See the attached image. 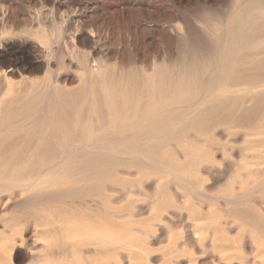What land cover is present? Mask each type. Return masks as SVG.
Listing matches in <instances>:
<instances>
[{
  "label": "rangeland",
  "instance_id": "rangeland-1",
  "mask_svg": "<svg viewBox=\"0 0 264 264\" xmlns=\"http://www.w3.org/2000/svg\"><path fill=\"white\" fill-rule=\"evenodd\" d=\"M103 1L91 0L90 10L83 14L80 35L90 44L73 54L74 23L65 27L64 37H57L61 19L71 12L62 14L42 0H0V51H6L5 45L35 42L31 31L45 15L50 19L45 25L53 31L49 64L57 67L49 74L43 57L38 70L24 73V79L18 73L12 77L8 72L12 57L0 56V116L20 105V98L44 80L54 83V89L41 90L42 100L30 116L15 121L0 139L22 135L34 124L41 126V135L54 127L60 139L73 137L43 169L42 175L57 171L46 187L32 191L0 180V264H264V65L249 69L258 80L252 91H242L249 87L242 80H231L230 92L235 95L220 105L212 101L219 93V76L200 72L204 59L215 66L224 46L231 43L233 30L241 32L235 42L249 41L252 46L245 50L264 60V0ZM83 62L91 68L101 65L99 75L95 77L89 67L80 72L74 68V63ZM191 69L197 70L195 81L177 79ZM5 73L14 84L21 81L9 92ZM177 82L182 88L194 84V91L160 109L172 120L153 137L119 140L113 130L102 129V134L108 131L107 139L96 132L87 141L78 140L81 128L91 133L108 120L110 106L98 98L103 89L116 95V103L140 98L144 104ZM33 138L30 133L24 144ZM101 188L106 192L99 197L96 192ZM49 213L106 225L108 243L82 242L78 237L70 241L65 232L46 234Z\"/></svg>",
  "mask_w": 264,
  "mask_h": 264
},
{
  "label": "bare ground",
  "instance_id": "bare-ground-1",
  "mask_svg": "<svg viewBox=\"0 0 264 264\" xmlns=\"http://www.w3.org/2000/svg\"><path fill=\"white\" fill-rule=\"evenodd\" d=\"M43 3L47 6L53 7L55 10H57L60 13H68L71 12V15H66L64 16V19H61L62 25L60 27L59 25V31L57 32V37L60 39L63 34H65L66 28L70 23H74L75 26V33L73 35V46L71 52L73 54H77L79 52H83L84 48L90 44V40L87 36L84 34L80 35L83 30V19L82 16L83 14L88 11L90 8L91 0H42ZM96 1V0H95ZM103 1V0H102ZM108 1V0H107ZM110 1V0H109ZM137 1V0H136ZM234 1V0H233ZM4 2V1H3ZM2 2V3H3ZM25 2V0H24ZM29 2V1H28ZM37 3V1H35ZM34 2V3H35ZM104 2V1H103ZM1 3V2H0ZM1 3V4H2ZM6 3V2H4ZM12 3V0H11ZM10 3V4H11ZM14 3V2H13ZM96 3V2H95ZM102 3V2H101ZM100 3V5H101ZM107 3V2H106ZM16 4V2L14 3ZM103 4V3H102ZM18 5V4H16ZM38 5V4H37ZM104 5V4H103ZM12 6V5H10ZM34 6V4H32ZM97 6V5H96ZM95 6V7H96ZM105 6V5H104ZM133 6V5H131ZM19 7V6H18ZM100 7V6H99ZM26 8V7H25ZM93 8V7H92ZM103 8V7H101ZM233 8V7H232ZM53 9V10H54ZM106 9V8H105ZM27 10V9H25ZM90 10V9H89ZM36 11V9H35ZM34 11V12H35ZM45 11V10H44ZM229 11V10H228ZM38 12V11H37ZM6 13V12H5ZM101 13V12H100ZM34 14V13H33ZM36 14V13H35ZM57 14V13H56ZM264 14V12H263ZM6 15V14H4ZM24 15V14H23ZM44 15V14H43ZM89 15V14H88ZM19 16V15H18ZM25 16V15H24ZM33 16V15H32ZM36 16V15H35ZM4 17V16H3ZM21 17V16H20ZM54 17V16H53ZM63 17V16H62ZM91 17V16H90ZM60 18V17H59ZM88 18V17H87ZM20 19V18H19ZM34 19V18H33ZM32 19V20H33ZM42 19L44 20L42 24H40L37 29H33L31 31V34L36 37V41L32 42L28 45H5V50L9 51L10 54H7L6 51H0V56L2 57H9L11 56L12 59L11 61L13 62L12 65L10 66L8 72L10 75L15 73H18L23 79H24V73L26 72H31L32 70H38L41 68L43 64V57H46L47 59V64H46V71L49 72L53 66L49 64V49H51V40L53 36L49 37V34H53L50 32L52 27L48 29L49 25L46 26V22L50 21V19L47 16H42ZM226 19V17H225ZM224 19V20H225ZM4 20V19H3ZM29 20V17H28ZM210 20V19H209ZM211 21V20H210ZM3 21H1L2 24ZM8 22V21H7ZM22 22V21H21ZM28 22V21H27ZM34 22V21H33ZM58 22V21H57ZM60 22V21H59ZM58 22V24H59ZM53 23V22H52ZM208 23V21H207ZM26 24V23H25ZM33 24V23H32ZM31 24V26H32ZM49 24V22H48ZM249 23H246L247 25ZM35 25V24H34ZM55 25V24H54ZM23 26V25H22ZM95 26V25H94ZM102 26V25H101ZM211 26V25H210ZM30 27V26H29ZM99 27V26H98ZM26 28V27H25ZM36 28V27H35ZM99 29V28H98ZM6 30V29H5ZM27 30V29H26ZM103 30V29H102ZM4 31V30H3ZM9 31V29H8ZM89 31V30H88ZM106 31V30H105ZM223 31V30H222ZM17 32V31H16ZM22 32V31H20ZM241 32L239 30H233L229 34V38L231 43L229 42L226 44L223 48L222 54L219 56L217 62L215 63V66H211L212 62L211 61H205V59L202 61V70L200 71L202 74H209L211 73L212 75L217 74L219 76V93L217 96H215L212 101L215 104L223 103L227 104L229 103L232 98L234 97L233 94L230 92V87L231 85L228 84L231 82V80L235 79H240L243 81V83L247 86L248 88H243V92L247 91H252V89L256 86L255 83L258 81L254 75L250 76L249 74V69L251 68H259L264 65V60H256L254 58V54L247 52V50L250 48L252 45L249 41H239L235 42L234 40L236 39V36L239 35ZM244 33V32H243ZM8 34V33H7ZM19 34V33H16ZM23 34V32H22ZM91 34V33H90ZM98 34V32H97ZM223 34V33H222ZM78 35V38L76 40L75 36ZM92 35V34H91ZM221 35V34H220ZM9 36V35H8ZM23 36V35H22ZM21 36V37H22ZM32 36V37H33ZM94 36V35H93ZM101 36V35H100ZM7 37V36H6ZM5 37V38H6ZM13 37V36H12ZM20 37V38H21ZM102 37V36H101ZM8 38V37H7ZM16 38V37H15ZM28 38V37H26ZM68 38V37H67ZM98 38V37H97ZM103 38V37H102ZM210 38V37H209ZM1 39V38H0ZM3 39V38H2ZM10 38H8L9 40ZM17 39V38H16ZM91 39V38H90ZM95 39V38H94ZM99 39V38H98ZM11 40V39H10ZM76 40V41H75ZM216 40V39H215ZM262 39L259 40V42ZM1 41V40H0ZM12 41V40H11ZM208 41V40H207ZM219 41V40H218ZM8 42V41H7ZM23 42V40H22ZM28 42V41H25ZM97 42V40H96ZM205 42V41H204ZM222 42V41H221ZM263 42V41H262ZM1 43V42H0ZM29 43V42H28ZM223 43V42H222ZM261 43V42H260ZM58 44V43H56ZM97 44V43H96ZM205 44V43H204ZM258 44V43H257ZM256 44V45H257ZM55 45V44H54ZM63 45V44H62ZM102 46V45H101ZM107 46V45H106ZM214 46V45H213ZM223 46V45H222ZM55 47V46H54ZM255 47V46H254ZM47 48V50H45ZM60 48V47H59ZM101 48V47H100ZM55 49V48H54ZM96 49V48H95ZM105 49V48H104ZM108 49V47H107ZM219 49V48H218ZM94 50V49H93ZM92 50V51H93ZM210 51V49H207ZM57 51V50H56ZM54 51V52H56ZM99 51V50H98ZM98 51L96 53H98ZM104 51V50H103ZM203 51V50H202ZM58 52V51H57ZM86 52V50H85ZM90 52V51H89ZM110 52V51H109ZM108 52V54H109ZM93 53V52H92ZM57 54V53H56ZM94 54V53H93ZM107 54V52H106ZM204 54V53H203ZM53 56V55H52ZM60 56V55H59ZM95 56V55H94ZM107 56V55H106ZM105 56V58H106ZM258 56V55H257ZM9 57V58H11ZM51 57V55H50ZM56 57V56H55ZM81 57V56H80ZM92 57V56H91ZM89 57V59L91 58ZM53 58V57H52ZM216 59V58H214ZM7 60V59H6ZM9 60V59H8ZM56 60V59H55ZM54 60V61H55ZM79 60V59H78ZM96 59L94 58V63ZM7 62V61H6ZM46 62V60H45ZM53 62V61H52ZM57 62V61H56ZM86 62V61H85ZM83 62L81 65L74 63V68L77 70L81 69H87L89 67V70H91L93 73H95V77H97L99 74V68L101 65L96 64V68H91V66H88ZM93 62V61H92ZM8 63V62H7ZM11 63V62H9ZM54 63V62H53ZM61 63V62H60ZM97 63V62H96ZM4 64V63H3ZM57 64V63H56ZM19 65L22 67L21 71H18ZM55 65V64H52ZM63 66V65H62ZM61 66V67H62ZM56 67V65H55ZM53 67V68H55ZM64 67V66H63ZM62 67V69H63ZM95 67V66H94ZM103 67V66H102ZM158 67V66H157ZM57 68V67H56ZM155 68V67H154ZM73 69V68H71ZM166 69H168L166 67ZM59 70V69H58ZM74 70V69H73ZM76 70V71H77ZM5 71V69H4ZM61 73V70H59ZM67 71V70H66ZM87 70L84 71V77L86 76ZM165 71V70H164ZM169 71V70H167ZM45 72V70H44ZM57 72V70H56ZM78 72V73H79ZM82 72V71H81ZM176 72V71H175ZM52 72H49L51 74ZM69 73V72H68ZM17 74V76H18ZM80 74V73H79ZM16 75V74H15ZM44 75V74H43ZM73 76V74H71ZM140 75V73H139ZM197 70H189L186 73H182L178 76V80L181 81L182 78H188L189 81H195V78L197 76ZM238 75V76H237ZM27 76V75H26ZM30 76V75H29ZM52 76V75H51ZM55 76V75H54ZM66 76V75H65ZM68 76V75H67ZM76 76V75H75ZM88 76V73H87ZM86 76V77H87ZM155 76V75H154ZM38 77V76H37ZM41 77V76H40ZM57 77V76H56ZM115 77V76H114ZM35 78V77H34ZM33 78V79H34ZM54 78V77H53ZM52 78V79H53ZM70 78V77H69ZM88 78V77H87ZM132 78V76H131ZM155 78V77H154ZM30 79V78H29ZM39 79V78H38ZM50 79V78H49ZM55 79V78H54ZM89 79V78H88ZM32 80V79H31ZM36 80V79H35ZM60 80V79H59ZM63 80V79H62ZM69 80V79H68ZM169 80V79H168ZM33 81V80H32ZM90 81V80H88ZM114 81V80H113ZM119 82V80H117ZM145 81V80H144ZM3 82L6 87V90L9 92L15 87V85L10 81L9 76L5 73L3 76ZM125 82V80H124ZM167 82V81H166ZM91 83V82H88ZM87 83V84H88ZM123 83V82H122ZM103 84V82H102ZM179 82L175 84L174 87L170 88L169 90L167 89L165 92H157L155 95L152 94L151 98L148 99L144 104L141 103L140 98H135L132 102H129L128 99L124 100L121 104L116 103V95L108 90H104L101 92L100 100L105 101L109 106H110V111L108 114V120L106 123H102L99 128L94 130L93 132H88L86 129L81 128L80 134L78 135V140L81 141H87L89 138H92L93 135L97 132L98 138H102L103 140L106 138V132L100 133V130L102 129H111L113 130L114 134L113 137L118 138L119 140H132V141H137L142 138H148L153 135L154 132H159L161 130H164L165 128L169 127V124L167 122H170L172 119L170 117H166L165 115L160 114V109L173 99L179 98L183 99L186 98L190 95H192V92L194 91V84H191V86L182 88V85H177ZM31 85V83H30ZM29 85V87H30ZM167 85V84H166ZM255 85V86H254ZM49 87H54V83L48 80H44L41 86L39 88H35L31 92H27L25 96L20 98V105L16 106L12 110L4 113L3 115L0 116V136L4 131H9L14 128L13 123L17 120H25L27 119L31 111H33L36 106L40 104V101L42 100L41 96V90ZM259 87V86H257ZM67 88V87H65ZM69 88V87H68ZM67 88V90H68ZM148 88V87H147ZM54 89V88H52ZM51 89V91H52ZM83 88H80V90ZM133 89V88H132ZM50 90V88H49ZM88 90V88H87ZM86 90V93H88ZM20 91V89H19ZM151 91V90H150ZM211 91V90H210ZM49 92V91H48ZM134 92V91H132ZM140 92V91H139ZM217 92V91H216ZM264 92V90L262 91ZM54 93V91H53ZM94 93V92H93ZM143 93V92H142ZM147 93V92H146ZM154 93V92H153ZM215 93V92H214ZM236 93V92H235ZM254 93V92H253ZM49 94V93H48ZM47 94V95H48ZM134 94V93H132ZM213 94V93H211ZM7 95V94H6ZM12 95V93H10ZM87 95V94H86ZM92 95V94H91ZM99 95V94H98ZM149 94H146L147 96ZM3 96V95H2ZM15 96V95H14ZM49 96V95H48ZM89 96V95H88ZM210 96V95H209ZM264 96V93H263ZM11 97V96H10ZM90 98V97H89ZM93 98V97H92ZM96 98V97H95ZM1 99V98H0ZM8 99V98H7ZM48 99V97H47ZM53 98H51L52 100ZM6 100V99H5ZM199 100V99H198ZM2 100H0V103ZM19 101V102H20ZM47 101V100H46ZM45 101V103H46ZM83 101V100H82ZM243 101V100H242ZM18 102V103H19ZM48 102V101H47ZM91 102V101H90ZM89 102V103H90ZM94 102V101H93ZM83 103H85L83 101ZM92 103V102H91ZM200 103V102H199ZM0 104V105H1ZM104 104V103H103ZM181 104V103H180ZM44 105V104H43ZM84 105V104H82ZM177 105V104H176ZM190 105V104H189ZM4 106V104H3ZM47 106V105H46ZM179 106V105H178ZM45 107V106H44ZM84 107V106H83ZM90 107V105H89ZM92 107V106H91ZM247 107V106H246ZM171 107H169L170 109ZM44 109V108H42ZM47 109V108H46ZM53 109V108H52ZM82 109V108H81ZM179 109V108H178ZM252 109V107H251ZM171 110V109H170ZM92 111V109H91ZM45 112V111H44ZM48 111L46 110V113ZM59 112V111H58ZM88 112V111H87ZM193 112V111H192ZM35 113V112H34ZM40 113V112H39ZM190 114V113H189ZM33 115V114H32ZM44 115V114H43ZM47 115V114H46ZM91 116V115H90ZM47 117V116H46ZM36 118V117H35ZM88 118V116H87ZM56 119V117H55ZM179 119V118H178ZM78 120V119H77ZM45 121V120H44ZM57 122V121H56ZM173 122V121H172ZM176 122V120H175ZM167 123V124H166ZM182 123V122H181ZM30 124V123H29ZM49 124V123H48ZM176 124V123H175ZM261 124V123H260ZM90 125V124H89ZM174 124H172L173 126ZM259 126V125H258ZM48 128V126H46ZM257 127V126H256ZM255 127V129H257ZM172 128V127H171ZM230 128V127H227ZM235 128V127H233ZM262 128L259 127L258 129ZM45 129V128H44ZM73 129V128H72ZM251 129V128H250ZM254 130V128H252ZM243 130V129H242ZM264 130V129H263ZM41 126L39 124H34L32 127L30 126L27 128L22 135H16L14 137H9L7 140L0 139V180L2 184L4 185H12V186H19L21 188H30L32 189H39L42 186H44L47 182L53 180L55 177L54 170L52 173H47L42 175V172L44 171L43 169L50 163H52L55 159L56 156L58 155L59 151L57 149L62 146V144L71 141L73 137L68 136V137H63L62 139L59 138V134L56 132L54 127H51L46 135H41ZM249 131V128H248ZM44 132V131H43ZM79 132V131H78ZM256 132V131H255ZM33 135V139H29L26 144L24 142L27 140L28 136ZM77 133V132H76ZM96 133V134H97ZM264 133V132H263ZM246 134V133H245ZM257 134V133H256ZM165 135V134H164ZM248 135V134H247ZM245 135V136H247ZM153 137V136H152ZM165 137V136H164ZM158 138V137H157ZM156 138V139H157ZM160 138V137H159ZM158 138V139H159ZM185 138V137H184ZM246 138V137H244ZM107 139V138H106ZM180 139V138H179ZM263 139V137H262ZM151 140V139H150ZM149 140V141H150ZM172 140V139H171ZM181 140V139H180ZM146 141V140H145ZM156 141V140H155ZM154 141V142H155ZM158 141V140H157ZM161 141V140H160ZM245 141V140H244ZM264 141V140H263ZM80 142V141H78ZM95 142V140L93 141ZM148 142V141H147ZM246 142V141H245ZM260 143V142H259ZM262 143V140H261ZM24 144V145H23ZM94 144V143H92ZM147 144V143H146ZM76 146V144H74ZM91 145V144H90ZM165 145V144H164ZM263 145V144H262ZM166 146V145H165ZM19 148V149H17ZM81 148V147H80ZM79 148V149H80ZM162 148V146L160 147ZM159 148V149H160ZM111 149V148H110ZM12 150H21V151H12ZM77 150V149H76ZM257 151V149H255ZM83 151V150H81ZM80 151V152H81ZM89 151V150H88ZM255 152V151H254ZM259 152V151H257ZM260 153V152H259ZM264 153L261 152V154ZM72 154V153H71ZM67 156V155H66ZM136 157V156H134ZM262 157V156H261ZM258 158V157H257ZM256 158V159H257ZM63 159V157H62ZM62 159H60L62 161ZM261 159V158H260ZM263 159V157H262ZM261 159V160H262ZM64 162V161H63ZM244 162V161H243ZM260 162V161H259ZM257 163V162H256ZM62 164V163H61ZM64 165V164H63ZM246 165V164H244ZM156 166V165H155ZM55 167V166H54ZM48 169V167H47ZM46 169V170H47ZM45 170V171H46ZM176 170V169H175ZM131 172V171H130ZM180 174V173H179ZM130 175V174H129ZM188 175V174H187ZM197 175V173H196ZM199 175V174H198ZM189 176V175H188ZM191 176V175H190ZM193 176V174H192ZM191 176V177H192ZM160 177V176H159ZM195 177V176H194ZM181 179V178H180ZM125 180V179H124ZM183 180V179H181ZM88 181V180H87ZM63 182V181H62ZM61 182V183H62ZM180 182V181H179ZM185 182V181H184ZM60 183V182H59ZM75 183V182H74ZM109 183V182H108ZM230 185V182H228ZM48 184V183H47ZM45 185V187L47 186ZM228 185V184H226ZM225 185V186H226ZM56 187V186H55ZM113 187V186H112ZM123 187H125L123 185ZM133 187V186H132ZM115 188V187H114ZM136 190V187H134ZM52 189V188H51ZM117 189V188H115ZM120 189V188H119ZM118 189V190H119ZM122 189V188H121ZM133 189V188H132ZM192 189V188H191ZM18 190V189H17ZM20 190V189H19ZM7 191V190H6ZM25 191V189H24ZM33 191V190H32ZM124 191V190H123ZM121 191L123 194L124 192ZM131 191V190H130ZM12 192V191H11ZM30 192V191H29ZM106 188H101L99 189L96 194L100 197L105 194ZM1 193V192H0ZM78 194V192H77ZM82 195V194H81ZM118 197V196H117ZM232 197V196H231ZM229 200V199H228ZM90 202V201H89ZM102 204V206H107L106 201L99 202ZM95 205V204H94ZM39 212V211H37ZM57 212V211H56ZM41 213V212H39ZM43 214V213H42ZM157 215V214H156ZM155 215V216H156ZM46 216V215H45ZM47 218V228L45 230L46 234H53L56 232H65L66 239H71L74 237H78L79 241L85 242L88 241L89 239H95L98 240L101 243H106L107 238L109 237L110 234V228L107 227L106 225H101V224H94L92 221L88 220H65L63 218H59L56 216L54 213H49L46 216ZM10 221V220H8ZM18 223V222H17ZM43 223V225H44ZM19 224V223H18ZM41 227L42 223L40 224ZM37 226V225H36ZM39 227V228H41ZM45 227V226H44ZM134 231V230H133ZM39 236V235H38ZM40 237V236H39ZM44 237V236H43ZM46 237V236H45ZM50 238V237H49ZM48 238V241H49ZM15 240V239H14ZM51 240V238H50ZM109 240V239H108ZM111 240V239H110ZM109 240V241H110ZM128 240H130L128 238ZM44 241V240H43ZM117 241V240H116ZM114 241V242H116ZM120 241V240H118ZM132 241V240H131ZM121 242H124L123 240ZM44 244L46 242H43ZM108 243V242H107ZM110 243V242H109ZM128 243H131L128 241ZM113 244V243H112ZM123 244V243H120ZM132 244V243H131ZM106 245V244H105ZM111 245V244H110ZM119 245V244H117ZM126 245V244H125ZM124 245V246H125ZM100 246V245H99ZM121 246V245H119ZM94 247V246H93ZM97 247V246H96ZM101 247V246H100ZM123 247V246H122ZM131 247H133L131 245ZM44 248V247H43ZM127 249L128 247L125 246ZM130 248V246H129ZM134 248V247H133ZM48 252V251H47ZM56 252V251H55ZM65 252V251H64ZM46 253V252H45ZM75 255V254H74ZM95 255V254H94ZM42 256V255H41ZM62 256V255H61ZM37 257V256H36ZM68 258V257H67ZM77 258V257H75ZM33 259V258H32ZM39 260V259H37ZM34 261H36L34 259ZM44 260H42L43 262ZM46 262V261H45ZM44 262V263H45ZM49 262V260H48ZM83 262V261H82ZM31 264V263H29ZM33 264V263H32ZM36 264V263H35ZM39 264V263H38Z\"/></svg>",
  "mask_w": 264,
  "mask_h": 264
}]
</instances>
